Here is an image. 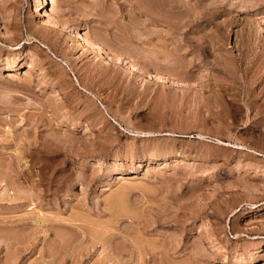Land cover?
I'll return each instance as SVG.
<instances>
[{"label": "rangeland", "instance_id": "rangeland-1", "mask_svg": "<svg viewBox=\"0 0 264 264\" xmlns=\"http://www.w3.org/2000/svg\"><path fill=\"white\" fill-rule=\"evenodd\" d=\"M263 101L264 0H0V264H264Z\"/></svg>", "mask_w": 264, "mask_h": 264}, {"label": "bare ground", "instance_id": "bare-ground-1", "mask_svg": "<svg viewBox=\"0 0 264 264\" xmlns=\"http://www.w3.org/2000/svg\"><path fill=\"white\" fill-rule=\"evenodd\" d=\"M52 2H54V0H52ZM51 18V17H50ZM50 18L48 19L52 24H54V22H53V20H50ZM56 24V23H55ZM57 25V24H56ZM35 28H36V26H35V24L34 25H31V26H29V31H30V33H32V31H34L35 30ZM57 28H59V27H57ZM63 28V27H62ZM84 29V28H83ZM65 31H67V30H65ZM71 32V31H70ZM73 34H74V37H76L77 39H78V42H80L79 44H81V46L84 48V49H87L90 53H92L93 54V56H101V54H103L104 55V57L105 58H107V59H109V60H112V61H114V62H118V63H122V64H127L128 66L127 67H129L130 66V68H132V69H138L137 67H136V65L135 64H133L132 62H130V61H128L127 59H125L124 57H122V56H120V55H117V54H110L109 52H107L106 51V49L104 50L99 44L100 43H98V44H96V43H94V42H92L90 39H89V37L86 35V34H84V31L82 32V31H78V30H74L73 31ZM71 35V34H70ZM72 37V36H71ZM74 39V38H73ZM104 58V59H105ZM106 60V59H105ZM124 64V65H125ZM123 67V66H122ZM139 72V71H138ZM143 73V72H142ZM145 75V74H144ZM151 75V74H150ZM143 76V75H142ZM148 75L146 74V77H147ZM145 77V76H144ZM145 77V78H146ZM150 77H152V76H150ZM147 79V78H146ZM145 79V80H146ZM264 102V101H263ZM71 121V120H70ZM67 122H68V120H67ZM69 123H71V125H72V122H69ZM74 123H76V122H74ZM78 124V123H77ZM69 126V125H68ZM74 126V125H73ZM74 129V128H73ZM120 177V176H119ZM235 259V258H234ZM233 259V260H234ZM232 260V259H231ZM237 260V259H236ZM235 260V261H236ZM234 261V262H235ZM240 262H241V260H240Z\"/></svg>", "mask_w": 264, "mask_h": 264}]
</instances>
